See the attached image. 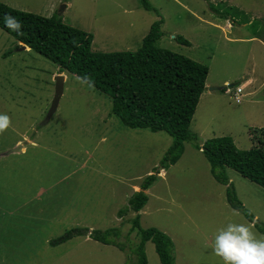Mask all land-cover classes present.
Wrapping results in <instances>:
<instances>
[{"label":"rangeland","instance_id":"rangeland-1","mask_svg":"<svg viewBox=\"0 0 264 264\" xmlns=\"http://www.w3.org/2000/svg\"><path fill=\"white\" fill-rule=\"evenodd\" d=\"M0 1L58 15L91 33L92 50L103 52L136 50L150 24L162 19L158 45L206 65L205 90L223 86L200 97L189 125L195 137L160 173L172 140L166 132L124 127L111 113L109 96L76 75L58 72L34 50L16 46L0 28V113L9 117L0 130V264H136L135 214L142 228L155 227L171 238L175 264H223L211 245L217 229L229 222L251 224L253 233L264 237L231 207L226 187L260 224L264 188L229 167L222 169L227 183L217 182L196 147L228 135L247 149L250 130L264 127V47L258 41L264 40V0H148L154 11L144 10L139 0ZM223 12L234 23L218 16ZM178 35L189 44L177 42ZM243 72L255 80L244 85L245 95L235 103L224 89L243 84ZM59 73L65 78L62 95L44 122ZM17 146L20 150L9 151ZM150 173L158 177L144 190L145 205L120 212ZM72 227H115L123 250L88 235L49 243ZM143 249L146 264H161L150 240Z\"/></svg>","mask_w":264,"mask_h":264},{"label":"trees","instance_id":"trees-1","mask_svg":"<svg viewBox=\"0 0 264 264\" xmlns=\"http://www.w3.org/2000/svg\"><path fill=\"white\" fill-rule=\"evenodd\" d=\"M139 3L146 11L155 10L148 0H139ZM25 10L10 7L0 1V28L13 36L16 46L24 44L54 63L58 72L66 71L76 75L100 94L109 96L111 113L124 127L166 132L172 140L160 160V169L173 164L180 157L183 143L195 137L189 125L200 95L206 89L208 71L206 65L190 57L158 48L162 19L150 24L136 50L103 52L92 50L91 33L63 22L60 16H43ZM6 13L21 21L20 33L4 26L3 17ZM223 15L227 13L218 14L221 18ZM228 18L234 23L232 17ZM227 23L230 24L229 21ZM230 28L233 25L230 24ZM176 37L180 43L189 44L182 36ZM248 73L255 80L252 73ZM252 82L250 80L249 84ZM241 101L242 97L234 102ZM248 137L252 143L247 149L238 148L228 135L207 138L201 146L195 144L205 156L210 173L217 182L227 183L222 169L229 167L264 188V127L250 130ZM156 177L155 174H147L137 184L139 189L131 193L120 212L126 209L140 210L148 197L144 190L151 186ZM226 194L231 207L239 209L264 234V224L253 220V214L236 198L230 185L226 187ZM132 223L139 234V243L133 248L137 257L136 264H146L143 247L148 240L153 243L161 264H175L173 243L166 233L155 227L142 228L138 214H135ZM78 235H88L93 240L123 250V244L116 240L118 230L115 227L90 231L87 228L72 227L49 243H60Z\"/></svg>","mask_w":264,"mask_h":264},{"label":"clouds","instance_id":"clouds-1","mask_svg":"<svg viewBox=\"0 0 264 264\" xmlns=\"http://www.w3.org/2000/svg\"><path fill=\"white\" fill-rule=\"evenodd\" d=\"M3 23L6 28L15 33H20L22 30L21 21L7 13L3 17ZM174 38L177 42H179L176 36ZM157 46L160 49H164L169 52H175L168 48L160 47L158 43ZM232 85L233 84H231L230 86L228 85V87H231ZM236 87H240L241 90L239 92H236ZM243 88L244 86L239 83L237 85H234L233 91H231L230 89H226V92L230 94V98L233 101H238L245 95L243 93ZM234 95L237 96V100H235ZM8 125V115L6 113H0V130L8 127ZM161 172H163L162 169L160 173ZM211 247L213 252L221 258L223 264H264V237H257L252 231L251 224L233 222L227 223L222 228L217 229Z\"/></svg>","mask_w":264,"mask_h":264},{"label":"water","instance_id":"water-1","mask_svg":"<svg viewBox=\"0 0 264 264\" xmlns=\"http://www.w3.org/2000/svg\"><path fill=\"white\" fill-rule=\"evenodd\" d=\"M24 46V45H22ZM54 93H53V98L51 100V105H50V108L45 116V120L44 122L48 121V119L50 118V116L53 114V112L55 111L57 105H58V101H59V98L62 94V86H63V80H64V77L62 74H55L54 78ZM229 86L231 84H228ZM223 86H209L208 89L209 90H218V89H221ZM20 150V147L17 146V147H14L12 148L11 150L9 151H18Z\"/></svg>","mask_w":264,"mask_h":264},{"label":"crops","instance_id":"crops-1","mask_svg":"<svg viewBox=\"0 0 264 264\" xmlns=\"http://www.w3.org/2000/svg\"><path fill=\"white\" fill-rule=\"evenodd\" d=\"M52 4L51 3H49V6L47 7L48 8V11H49V8H50V6H51ZM226 27H227V29L228 30H230L231 28H230V24L229 23H227V25H226ZM229 39H232V40H234V39H241V38H239V37H237V38H229ZM260 39V38H259ZM259 42H260V45H262L263 47H264V41L263 40H258ZM244 74L242 75V79L244 80L243 81V84H241V85H247V84H249V81L251 80V81H253V78H250L248 75L250 74V73H248V72H243ZM223 82L225 83V82H228V80H223ZM208 84L206 83V86H207ZM211 91V90H210ZM206 93H209V89L208 90H204L202 93H201V95H200V97L201 96H203V95H205ZM233 137V136H232Z\"/></svg>","mask_w":264,"mask_h":264},{"label":"built area","instance_id":"built-area-1","mask_svg":"<svg viewBox=\"0 0 264 264\" xmlns=\"http://www.w3.org/2000/svg\"><path fill=\"white\" fill-rule=\"evenodd\" d=\"M240 90H241L240 87H236V89H235L236 92H239ZM234 98H235V100H237V96L236 95H234Z\"/></svg>","mask_w":264,"mask_h":264}]
</instances>
